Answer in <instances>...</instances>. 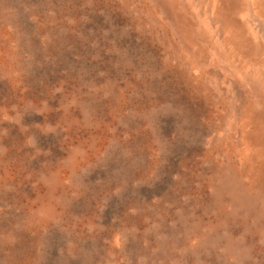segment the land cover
Here are the masks:
<instances>
[{
  "label": "rangeland",
  "instance_id": "1",
  "mask_svg": "<svg viewBox=\"0 0 264 264\" xmlns=\"http://www.w3.org/2000/svg\"><path fill=\"white\" fill-rule=\"evenodd\" d=\"M210 5L0 0V264H264V11Z\"/></svg>",
  "mask_w": 264,
  "mask_h": 264
},
{
  "label": "bare ground",
  "instance_id": "2",
  "mask_svg": "<svg viewBox=\"0 0 264 264\" xmlns=\"http://www.w3.org/2000/svg\"><path fill=\"white\" fill-rule=\"evenodd\" d=\"M247 3H249V8L251 7L252 11H254L256 8L259 10L262 8V11H264V0H247ZM210 12L212 14L213 11H215V0H210ZM248 5V4H247ZM248 13V12H247ZM254 14V13H253ZM220 21V20H219ZM246 149V148H245ZM248 151V150H247ZM243 155V154H242ZM264 160V159H263Z\"/></svg>",
  "mask_w": 264,
  "mask_h": 264
}]
</instances>
